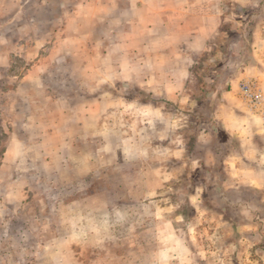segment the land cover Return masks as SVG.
<instances>
[{"label":"rangeland","instance_id":"rangeland-1","mask_svg":"<svg viewBox=\"0 0 264 264\" xmlns=\"http://www.w3.org/2000/svg\"><path fill=\"white\" fill-rule=\"evenodd\" d=\"M37 2L28 0L22 19L5 28L13 41L16 24L24 35L0 79V264H264V186L225 190L237 183L228 182L222 165L225 135L210 133L204 116H178L174 102H165L171 126L150 121V103L157 100L149 91L150 68L143 67L150 62V52H142L146 43L142 49L140 39L116 37L112 22L106 34L96 27L90 36L66 38L56 0L49 8ZM128 46H136L134 53ZM37 59L50 66L42 71V93L35 97L40 87L26 86L31 101L21 99L19 79L34 71ZM130 62L136 67L116 69ZM204 66L198 61L193 70V96L214 88ZM193 103L197 110L212 106ZM243 103L264 119V102L263 113ZM29 104L69 112L64 117L74 144L58 151L66 156L63 169L51 160L43 165L32 150L29 176L15 181L1 158L16 108L25 114ZM60 119H46L44 127ZM201 128L212 137L202 149ZM49 145L40 152L53 153ZM207 147L215 150V164L194 169V156L212 159Z\"/></svg>","mask_w":264,"mask_h":264},{"label":"crops","instance_id":"crops-1","mask_svg":"<svg viewBox=\"0 0 264 264\" xmlns=\"http://www.w3.org/2000/svg\"><path fill=\"white\" fill-rule=\"evenodd\" d=\"M8 1L13 5L6 7ZM27 1L0 0V79L3 71L13 66L11 59L16 53L14 51L22 44L18 39L24 35L20 32L22 26L16 24L14 33L18 39L13 41L5 28L13 21L22 19ZM122 2L124 5L120 7ZM50 3L52 0H38L37 5L49 8ZM56 4L64 19L62 33L66 38L90 36L96 27L106 34L104 31L112 22L116 37L126 36L129 42L140 39L142 49L143 43H146L142 52H150V62L145 60L143 67L150 68L149 91L152 98L157 100L150 103V121L171 126L172 114L165 102H174L178 116L182 112L183 117L188 115L187 111L204 116L212 126L210 133L225 135L227 151L222 165L226 168L228 182H237L226 184L225 190L234 192L239 185L259 189L264 186V119L249 112L237 89L240 78L254 77L264 92V0H56ZM224 24H228L229 28L222 29ZM60 49L64 52L67 48L62 46ZM135 49L136 46H128L127 51L134 53ZM139 51L136 50L137 53ZM136 60L139 61V58ZM198 61L204 62V67L212 70L213 77L209 83L214 88L193 96L189 84ZM132 62L124 66L116 65V69H132L136 67ZM47 65L37 59L32 66L34 71L20 77L16 93H21L20 88H25L21 99L29 100L27 92L30 93L32 88L26 86L40 87L35 88L38 93H33L35 97L42 93L45 84L42 71L50 67ZM199 99L210 101L212 106L205 110L194 109L193 102ZM52 100L47 99L46 102L52 106L55 104ZM29 105L30 109L25 114H20L16 108V126L11 127L12 132L5 141L1 158L2 163L14 169L15 181L29 176L32 150H38L36 153L38 156L40 153L39 160L43 165L53 162L63 169L66 156L64 153L59 155L58 151L74 144L71 129L66 125L70 124V120L64 117V114L70 116L69 112L51 108L46 113L42 104ZM98 111L101 112V108ZM51 118L58 121L61 118L62 122L44 127L48 123L46 119H50L51 123ZM181 124V121L178 122V127ZM79 126L84 131H90V126L84 121ZM200 130L204 135L200 136L203 140L200 144L197 142V147L202 149V145L211 143L212 137L205 132V128ZM48 145L53 153H41V149ZM206 150L212 152V159L204 161L203 154L194 156L191 162L194 169L203 164H215V150L211 147ZM205 157L209 156L206 154ZM57 168L49 169L56 173ZM201 186L198 189L202 195L205 188Z\"/></svg>","mask_w":264,"mask_h":264},{"label":"built area","instance_id":"built-area-1","mask_svg":"<svg viewBox=\"0 0 264 264\" xmlns=\"http://www.w3.org/2000/svg\"><path fill=\"white\" fill-rule=\"evenodd\" d=\"M259 83L254 77L244 78L239 82V94L250 110L263 113L264 96Z\"/></svg>","mask_w":264,"mask_h":264}]
</instances>
